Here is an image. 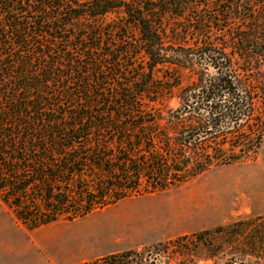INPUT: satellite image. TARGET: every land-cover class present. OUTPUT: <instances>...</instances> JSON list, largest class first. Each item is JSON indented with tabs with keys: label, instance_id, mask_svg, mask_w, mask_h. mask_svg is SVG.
I'll use <instances>...</instances> for the list:
<instances>
[{
	"label": "trees",
	"instance_id": "trees-1",
	"mask_svg": "<svg viewBox=\"0 0 264 264\" xmlns=\"http://www.w3.org/2000/svg\"><path fill=\"white\" fill-rule=\"evenodd\" d=\"M206 1L0 0V199L19 223L76 220L257 158L264 16L244 18L254 24L229 36L231 55L206 38L194 12ZM210 1L231 12L211 23L248 10Z\"/></svg>",
	"mask_w": 264,
	"mask_h": 264
},
{
	"label": "rangeland",
	"instance_id": "rangeland-1",
	"mask_svg": "<svg viewBox=\"0 0 264 264\" xmlns=\"http://www.w3.org/2000/svg\"><path fill=\"white\" fill-rule=\"evenodd\" d=\"M232 1L238 0H225L221 9L230 8ZM245 1V15L226 22L211 23L209 16L224 19L231 12L217 15L218 8L210 0L194 9L206 15V38L212 36L220 44L229 45L231 55L229 36L254 24L244 18L264 16V0ZM189 34L191 40L196 37L195 31ZM165 70L177 76L182 87L195 82L189 70ZM214 72L209 66L207 74ZM244 75L252 79L251 72ZM161 103L177 106L178 99ZM16 224L17 264H46V254L60 251L53 236L90 225H100L101 236L95 240L104 244L105 255L77 264H264V149L254 160L215 166L188 183L126 198L77 223L60 220L39 230H29L18 221ZM98 231L92 228V233ZM112 238L124 240L127 245L113 253L108 243ZM80 247L86 253L93 248L89 244Z\"/></svg>",
	"mask_w": 264,
	"mask_h": 264
},
{
	"label": "crops",
	"instance_id": "crops-1",
	"mask_svg": "<svg viewBox=\"0 0 264 264\" xmlns=\"http://www.w3.org/2000/svg\"><path fill=\"white\" fill-rule=\"evenodd\" d=\"M79 219L71 220L70 222L77 223ZM16 223H17V218L15 212L11 210L0 199V264H17L16 262L17 224ZM54 223L44 225L35 230H39L43 227L52 226L54 225ZM99 227L100 225H95V226L90 225L88 227H80V228L75 227L74 230L69 229L71 231L67 232V234H63V235L59 234L53 236L54 239L53 242L57 245L60 251L59 252L56 251L53 254L51 253L46 254V258H43V261L46 262V264H77L79 262H83L89 259H94L100 256H104L105 251L102 248L104 244L97 242L98 239L95 240L96 237L101 236L100 234H98L101 233L98 231ZM92 228L94 230L97 229L98 232L92 233ZM80 232L82 236L80 235ZM40 242L42 245V241ZM108 243H110L113 246L109 249V250L112 249L113 253L120 251L122 247L127 245V242L118 238H116L115 240H113L112 238V240L108 241ZM87 244L93 247L92 252L86 253L82 251V248L80 246L83 245L85 247Z\"/></svg>",
	"mask_w": 264,
	"mask_h": 264
}]
</instances>
